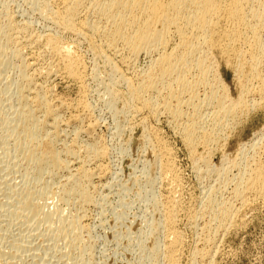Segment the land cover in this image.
<instances>
[{
    "label": "bare ground",
    "instance_id": "6f19581e",
    "mask_svg": "<svg viewBox=\"0 0 264 264\" xmlns=\"http://www.w3.org/2000/svg\"><path fill=\"white\" fill-rule=\"evenodd\" d=\"M13 1L0 0V264H94L90 216L122 177L97 132L100 89L118 132L143 128L145 258L182 264L186 227L188 264H216L264 205V125L228 150L264 112V0ZM159 123L204 182L189 206Z\"/></svg>",
    "mask_w": 264,
    "mask_h": 264
},
{
    "label": "rangeland",
    "instance_id": "374dc122",
    "mask_svg": "<svg viewBox=\"0 0 264 264\" xmlns=\"http://www.w3.org/2000/svg\"><path fill=\"white\" fill-rule=\"evenodd\" d=\"M14 1L13 2L15 5L19 1V3H22L23 5L25 4L22 0ZM227 76L228 80H230L232 72L228 70ZM95 87L96 86L93 87L94 93ZM73 88L74 87L69 89L59 88V90L61 89L62 92L68 93L71 89L72 91H70L68 94L71 93V95H74L76 91H74L75 88ZM100 92L102 94H99L102 97V89H100ZM99 94H95V97L93 99L97 102L96 103L93 101L94 105H98H95L94 107V109L97 108L94 110L95 113L93 112L94 117L96 116V119H99L102 125H100L98 129L99 131L97 130V132L106 137L109 143H112L109 144L111 149V157L109 158L108 162L111 165L112 172L120 173V177H122L121 179H118L115 174H111V181L113 182L115 180L112 184L117 185H113L111 189L109 188L105 191L104 195L106 196H102V198L104 199H102L101 201L102 208L98 207V210H95L91 213L92 217L90 216V219H92V223L94 225V232H92V239L93 241H95L94 264H147L148 261L145 258L146 252H144L143 244H146L148 241L145 240H149L150 238L147 230L150 224L148 222H150L153 217V215H151L153 214V210L150 207L151 203H149V197H147L149 201L148 202L146 195H142L139 191L140 186L131 183V181H133L131 176L134 172L140 175L145 172L146 169V165L143 164L142 160H145L144 158H148V156L147 153H145V149L143 150L141 142L139 143L143 128L139 125H135L131 129L128 128L127 130V127L124 126L122 128V131L120 130L118 132L114 125L115 123H113L114 121L112 110L110 111V108L106 106L105 103H101L102 100L100 99L101 97ZM247 121V123L245 124L246 127L243 129V131L242 128L241 131L240 129H238L237 131L240 132L236 131L237 133H233V138L232 136H230L228 141L230 144H228V146L231 148H229L228 146H226L225 148L224 146L225 150L229 148L228 150L230 152L234 151L238 145V142L241 140L251 141L250 139L253 136L252 134L254 133L253 130L256 131L264 125L263 110H255V113L253 112V114H251L250 116V119H248ZM102 123H105L106 125H103ZM159 126L161 128L163 136L165 137V139H167L169 145L172 148L176 166L178 165L177 169L181 174L184 194L183 196L185 197L184 199L186 200V205L189 206V204L187 203H189L190 200H193L194 198H196V196L197 198H199V196L203 195V181H201V179L196 176L197 174L191 165V160H189L190 158L180 139L167 127V125H165V123H159ZM238 135L242 139H240ZM219 152L215 153V161L213 159V162L215 163L220 159V153H222V151L220 153ZM142 182L143 184H145V181L143 179ZM125 185H127V187ZM188 206L186 207L188 208ZM263 207L260 206L257 211L255 210L250 212L247 218L248 223L242 226V228H239L237 231H232V233L230 232L224 237L221 243L220 253L216 258V260H218L216 261V264H264ZM183 228L185 229V234L187 232V234L185 235L187 247L185 249V254L183 255L182 264H188L187 253L193 245L192 241L194 239V235L191 229L186 227ZM143 233H146L149 238L146 236V234L144 235ZM141 235L143 237V243L139 240L141 239Z\"/></svg>",
    "mask_w": 264,
    "mask_h": 264
}]
</instances>
